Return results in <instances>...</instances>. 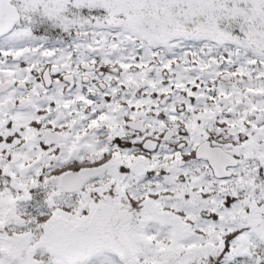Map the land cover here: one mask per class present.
<instances>
[{
  "label": "snow or ice",
  "instance_id": "obj_1",
  "mask_svg": "<svg viewBox=\"0 0 264 264\" xmlns=\"http://www.w3.org/2000/svg\"><path fill=\"white\" fill-rule=\"evenodd\" d=\"M0 264H264V0H0Z\"/></svg>",
  "mask_w": 264,
  "mask_h": 264
}]
</instances>
